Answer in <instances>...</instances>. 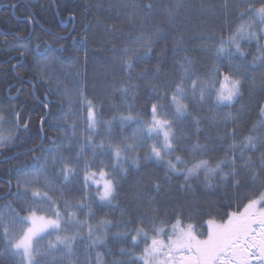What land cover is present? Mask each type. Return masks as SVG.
I'll list each match as a JSON object with an SVG mask.
<instances>
[{"label":"trees","instance_id":"1","mask_svg":"<svg viewBox=\"0 0 264 264\" xmlns=\"http://www.w3.org/2000/svg\"><path fill=\"white\" fill-rule=\"evenodd\" d=\"M260 3L261 0H253L257 8ZM149 4L151 9L146 7ZM240 10L239 0H0V116L3 117L0 137L12 133L15 138L0 148V216L8 217L10 208L20 216L27 215L22 199L16 198V183L23 180L22 170L28 171L38 163L37 157L48 158L49 178L63 184L56 176L58 168L51 166V157L56 155L54 145H60L64 155L69 152L74 155L79 151L78 142L83 143L84 137L91 135L83 122L85 113L77 103L79 89L82 88L84 94L101 107L104 120L128 115L129 111L134 116L139 113L149 119V101L155 102L151 86L176 80L180 75L179 65L185 57L193 61L201 74L217 63L227 69V59L217 61L216 48L220 38L227 39L241 23L237 19ZM253 31L259 32V27H254ZM156 33L160 35L157 37ZM137 37L153 38L155 42L149 57L136 64L133 79L127 81L120 68L124 56L122 50L132 46ZM261 44L263 40L241 44L246 53L243 67L248 78L241 89L240 101L231 108L222 109L224 115L231 113L235 121L224 122L217 117L214 124L215 113L209 111L208 105L194 107L190 104L193 115L201 116L200 131L196 132L190 119L177 126L178 134L182 131L187 134L188 143L217 146V152L201 158H224V152L219 148H226L230 140L221 141L218 137L233 128L238 139L264 135V124L261 123L264 121L261 114L264 107V48H260ZM37 46H40L39 51H51L47 57H42L37 54ZM234 60L241 63L238 57ZM137 73L145 75L136 79ZM127 83L139 86L135 99L117 91ZM17 94L16 100H9ZM16 113L18 119L14 118ZM25 123L26 130L22 127ZM73 123L76 124L75 137L71 134ZM135 128V124H130L125 127L124 134L130 135ZM113 130L119 134L115 124ZM93 139L96 143L104 140L105 129L100 128L98 138L94 136ZM50 149L53 150L46 151ZM84 153L83 160L89 162L98 163L104 158L99 149L93 157L88 146ZM249 155L258 165L261 153L250 152ZM125 167L128 171L120 181L116 201L119 208L92 202L95 219L89 217L86 210L77 212L81 221L88 220L92 224L100 220L112 221L106 245L93 249L88 247V242H78L72 259L67 256L53 262L43 258L44 264H85L86 261L95 264L97 253L101 264H130L132 257L140 254L143 244L134 248L130 240L120 241L115 234L128 230L119 225L133 212L152 215L155 208L156 216L172 222L173 217L180 214L185 224L192 223L199 228L209 218L220 220L222 217L218 213L235 210V205L243 202L242 197L264 186V172L258 167L254 172L260 175L255 182L253 173L238 168L240 174L235 179L230 178L223 184L217 178L211 188L206 187L203 175L200 179L189 180L191 187L185 185L182 188L183 177H166L165 169L154 161H142L139 168ZM82 179L81 172L73 183L62 188L65 198L73 203L80 202ZM237 180L239 187L235 186ZM155 183H161L159 191L154 189ZM122 209L124 216H121ZM3 243L0 229V264H8L3 256ZM122 249L132 255H123ZM86 252L89 255L86 256Z\"/></svg>","mask_w":264,"mask_h":264},{"label":"snow or ice","instance_id":"2","mask_svg":"<svg viewBox=\"0 0 264 264\" xmlns=\"http://www.w3.org/2000/svg\"><path fill=\"white\" fill-rule=\"evenodd\" d=\"M239 6L242 10L237 12V19L241 23L227 39L221 37L216 48L217 61L227 59V69L224 70L225 65L217 63L201 74L193 66V61L185 57L179 65L180 75L176 80L151 86L150 92L155 102L149 101V119H144L139 113L134 116L129 111L128 115L104 120L101 107L89 99L82 88L78 90L77 103L85 113L83 122L91 135L84 137L83 143L78 142L79 151L74 155L71 152L64 155L61 146L54 145L56 155L51 157V166L58 168L56 176L62 179L63 184L49 178L48 158L37 157L38 163L28 171L22 170L20 174L23 180L16 183V198L22 199L27 215L20 216L9 206L8 219L0 216V229L7 241L9 254L18 258L19 264H44L43 257L57 251L72 255L73 245L78 238L83 239L80 233L85 229L89 248L106 245L112 221L100 220L92 224L88 220L81 221L77 212L86 210V214L95 219L92 202L119 208L116 201L120 181L128 171L125 165L139 168L142 161H154L165 169L166 177H183L185 184L181 185L182 188L185 185L191 187L189 180L200 179L201 175L208 188L217 178L220 183L227 184L230 178L235 179L240 174L238 168L253 173L254 182L259 178L260 174L254 170L258 167L264 172V135H247L238 139L237 131L233 128L218 137L221 141L230 140L226 148H219L224 152V158L212 160L201 157H210L217 152L216 145L188 143L185 139L187 134L183 131L178 134L176 130L178 125L190 119L196 126V132L200 131L201 116L193 115L190 104L194 107L208 105L209 111L215 113L212 117L214 124L217 117L224 122L229 119L235 121L231 113L224 115L222 109L231 108L240 101L243 95L241 89L248 78L247 70L243 67L246 53L241 44L243 41L264 40V0H261L258 8L253 0H239ZM146 7L151 9L152 6L149 4ZM257 26L259 32L253 31ZM159 35L155 34L157 37ZM154 42L153 38L137 37L132 46L122 50L124 56L120 68L127 81L133 79L136 64L149 57ZM260 48H264V44ZM50 51H39L37 46V54L42 57H47ZM234 57H238L241 63H236ZM144 75L137 73L135 78L141 79ZM138 87L127 83L117 91L135 99ZM69 103L71 105L72 102ZM128 108L131 109L132 105L129 104ZM261 114L264 116V108H261ZM18 117L16 113L14 118ZM261 123L264 124V121ZM114 124L118 126L119 134L113 130ZM130 124L136 125L135 130L130 135L124 134L125 127ZM22 127L26 130L27 124ZM100 128L105 129V139L96 143L93 137L98 138ZM71 134L73 137L76 135L75 123L72 124ZM14 139L12 136L0 137V148L6 147ZM85 146L92 149L93 157L97 149L101 150L104 158L98 163L83 160ZM142 152L144 155H141ZM250 152L261 153L258 165L252 160ZM41 160L43 164L39 163ZM81 172L80 202L73 203L65 198L66 193L62 188L73 183ZM235 186L239 187L238 180ZM153 187L159 191L162 185L155 183ZM242 201L235 205V210L218 213L222 217L220 220L209 218L199 228L192 223L185 224L180 214L173 217L172 222L156 216L155 208L152 215L133 212L119 225L128 230L116 233L115 238L130 240L134 248L143 244L140 254L133 256L130 264H264V186L242 197ZM124 215L125 210L122 209L121 216ZM69 228L75 229L74 234H69ZM52 236L55 239L48 240L47 245L41 248L40 241ZM121 252L132 255L123 249ZM95 264H101L98 253Z\"/></svg>","mask_w":264,"mask_h":264},{"label":"rangeland","instance_id":"3","mask_svg":"<svg viewBox=\"0 0 264 264\" xmlns=\"http://www.w3.org/2000/svg\"><path fill=\"white\" fill-rule=\"evenodd\" d=\"M252 41H256V40H252ZM243 42H245V41H243ZM263 44H264V40H263ZM262 117L264 119V116H262ZM13 135L14 134L11 133V134H6V135L1 136V137H8V136H12L13 137ZM125 166H128V165H125ZM7 219H8V217L5 218V220H7ZM16 230L17 231L19 230V227L18 226H17V229ZM68 232H69V234H74L75 229L74 228H69L68 229ZM2 235H3V232H2ZM80 237H82L83 239H80V238L77 239L76 243L73 245V250H74V246L78 242H82V241L87 242L86 229L80 233ZM54 239H55V237L52 236V237H48V239H46V240H41L40 241L41 248H44L47 245L48 240H54ZM3 242H4L3 243V256H4V259L8 262V264H19L18 258L13 257V256H11L9 254V249L7 248V241L4 238V236H3ZM67 256L72 259V255H65L62 251L53 252L49 256H46V257H43V258L44 259L45 258H49L50 261H53L54 262V261H57V260H60V259L61 260H64V258L67 257Z\"/></svg>","mask_w":264,"mask_h":264},{"label":"water","instance_id":"4","mask_svg":"<svg viewBox=\"0 0 264 264\" xmlns=\"http://www.w3.org/2000/svg\"><path fill=\"white\" fill-rule=\"evenodd\" d=\"M17 97H18V94L15 95L14 97H10L9 100L14 101V100L17 99ZM47 116H48V114H47ZM43 141H44V139L42 140L41 144L43 143ZM41 144H40V145H41ZM13 158H14V157H12L11 159H13ZM9 193H10V192H9Z\"/></svg>","mask_w":264,"mask_h":264},{"label":"bare ground","instance_id":"5","mask_svg":"<svg viewBox=\"0 0 264 264\" xmlns=\"http://www.w3.org/2000/svg\"><path fill=\"white\" fill-rule=\"evenodd\" d=\"M73 18V17H72ZM40 47V46H39ZM262 57V56H261ZM35 87V86H34ZM48 89V88H47Z\"/></svg>","mask_w":264,"mask_h":264}]
</instances>
